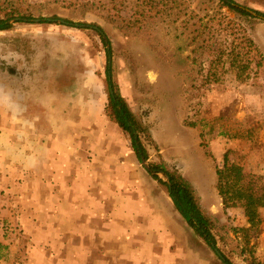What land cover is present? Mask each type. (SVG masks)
Returning a JSON list of instances; mask_svg holds the SVG:
<instances>
[{
  "label": "rangeland",
  "instance_id": "374dc122",
  "mask_svg": "<svg viewBox=\"0 0 264 264\" xmlns=\"http://www.w3.org/2000/svg\"><path fill=\"white\" fill-rule=\"evenodd\" d=\"M235 1L264 13V0ZM159 2L149 12L141 0H0V16L16 17L10 29L0 30V57L14 63L0 61V79L23 89L28 103L39 98L51 108L45 123L37 124L41 141L27 151L37 153L56 140L51 151H72L77 161L72 173L46 162L26 170L10 149L0 150V264H46L45 252L39 262L32 259L28 210L44 194L53 195L50 211L62 210L70 198L63 184L72 176L80 183L72 188L79 205L98 197L105 229H111L106 225L113 212L119 219L118 237H104L101 251L88 252L91 264H224L177 211L167 180L144 168L130 134L107 115L114 90L145 127L139 136L153 171L165 162L193 184L218 224L213 234L219 251L233 264H264V207L258 208L259 224L250 226L244 200L230 196L225 204L217 188L226 156L242 166L244 182L264 186V19L231 11L221 0ZM217 11L254 42L250 69L241 78L229 59L195 51L196 15ZM61 20L99 25L110 56L96 29ZM4 132L0 116V137ZM40 179L53 185L39 188ZM53 223L63 230L62 219ZM88 226L90 231L93 223ZM88 238L96 249L95 237ZM112 242L117 256L108 251Z\"/></svg>",
  "mask_w": 264,
  "mask_h": 264
},
{
  "label": "trees",
  "instance_id": "16d2710c",
  "mask_svg": "<svg viewBox=\"0 0 264 264\" xmlns=\"http://www.w3.org/2000/svg\"><path fill=\"white\" fill-rule=\"evenodd\" d=\"M141 1L142 5L148 6L146 10L149 12H154L157 6L161 3L159 2L160 0ZM166 1L170 2V0ZM221 1L224 6L229 8V10L237 12L243 16L255 17L253 12L257 14L256 16H264V13L249 9L235 0ZM250 10L252 12H250ZM147 12L141 11L139 15L148 16L149 13ZM196 17L197 21L192 24L195 27L191 38L193 42H197L195 51L201 50L215 58L213 60H221L223 58L229 59L230 65L237 71V76L241 78L244 72L250 69L252 62L251 54L255 50L253 40L246 32L242 33V35L241 33H238V24L236 21L220 11L215 12L213 15H196ZM12 18L16 17L7 16L3 18L0 16V30L10 29L13 26ZM46 20L49 21L48 19ZM64 21H66L68 25L78 26L67 20ZM85 25L96 29L106 43L104 36L107 35L99 25L87 23ZM240 37H242L241 41L239 45L236 46L235 43ZM107 51L110 56V49H107ZM110 68L111 67L109 66L107 68L109 77L111 76ZM112 86L114 87V84ZM107 115L112 121L117 123L119 127L130 134L137 157L139 159H141V157L147 158L148 151L142 144L139 136V132L143 131L145 127L118 91L114 90V93H111L110 91V105L107 110ZM154 168L156 171H150V173L160 182L164 181L157 173L159 170L165 171L170 176V183L165 184L167 185L168 194L173 200L177 211L213 249L217 248V240L213 234V229L218 228V224L213 219L212 215L201 206L193 184L178 171L171 170L165 162L154 164ZM217 174V188L224 203H228L230 196L243 199L245 214L251 224L250 226H257L260 222L258 208L264 207V186H253L246 183V181L244 182L246 174L243 171L242 166L231 163L227 156L225 157L224 167L218 168ZM223 263L233 264L224 255ZM251 264L262 263L253 262Z\"/></svg>",
  "mask_w": 264,
  "mask_h": 264
},
{
  "label": "crops",
  "instance_id": "0c3cea01",
  "mask_svg": "<svg viewBox=\"0 0 264 264\" xmlns=\"http://www.w3.org/2000/svg\"><path fill=\"white\" fill-rule=\"evenodd\" d=\"M27 105V117L32 121L33 126H30L31 128L22 129L20 125L11 122L6 115H0L2 123L5 124L3 139L6 144L12 145V143L15 142V145H18L25 151H35L33 144L36 145L39 140L41 141L39 133L40 128L37 124L39 122L45 123L46 119L49 117L51 108L48 103L39 98L35 101L32 100L29 103L27 102ZM50 130L51 128L48 126L47 131L49 132ZM59 130L60 129H58V131ZM21 132H25V135L28 136L32 135L31 137L21 136ZM47 135L48 134H45V136ZM20 139H22L21 142L17 141ZM36 139L37 141L35 142ZM51 143L59 146L58 141L47 140V150L44 149L37 152L41 157L40 163L46 162L51 168H53L52 164L53 166L57 165L59 166L58 171L61 170L68 173L75 171L77 161L72 157V151H51ZM53 152H55L54 156L51 155ZM78 184L80 183L74 176H72L70 180L67 179V181H64L63 186L69 189L70 198L60 211H50L51 207L49 202L53 200V195L44 194L42 197L32 199L31 207L28 210L29 215H31L29 219L32 245L31 256H33L32 259L37 262H39L40 253L45 252L47 255L43 254V259L46 264H91V261L88 260L90 258L88 252L95 250L97 254L101 251L104 248L102 246L104 237H107V239L109 237H118L120 226L116 213L113 212V214H111V224L109 225L107 222L106 226L111 227L110 231L109 229H105L103 215L95 207L96 204L98 205L97 196H95V198L93 197L94 199H88L84 207L76 202L73 196L75 193L72 192V188L75 190ZM97 184L98 183L95 182V187ZM51 185H53L51 182L46 183L42 180H38L39 188H48ZM92 200L94 202L93 205ZM57 219L63 220V230L53 223V221L56 222ZM77 223H79V227L72 228L73 225L77 226ZM89 223H93V227L89 229L90 231L86 229ZM27 226L28 225H26V227ZM86 232H89L90 235ZM82 236H86V238H82ZM89 236L95 237V242H97V244L94 243L95 245L92 246H96V249L95 247L89 246ZM106 247L109 248V246ZM108 251L115 253V256H117L119 251L118 244L112 242ZM118 258L119 257L116 259L118 260ZM99 261L100 260H97V262Z\"/></svg>",
  "mask_w": 264,
  "mask_h": 264
},
{
  "label": "clouds",
  "instance_id": "9594fccd",
  "mask_svg": "<svg viewBox=\"0 0 264 264\" xmlns=\"http://www.w3.org/2000/svg\"><path fill=\"white\" fill-rule=\"evenodd\" d=\"M11 59H15V57H11ZM0 61L9 65L14 64L9 63V58L5 57H0ZM28 79L29 76L25 73L24 80L27 81ZM25 96L23 89L17 87L13 82L0 79V115H6L11 122L20 125L22 129L33 126L32 121L27 117L28 105ZM5 148L10 149L17 157L18 164L26 170L37 167L41 161L39 154L25 151L18 145L5 144L4 139L0 137V150Z\"/></svg>",
  "mask_w": 264,
  "mask_h": 264
},
{
  "label": "water",
  "instance_id": "95a60500",
  "mask_svg": "<svg viewBox=\"0 0 264 264\" xmlns=\"http://www.w3.org/2000/svg\"><path fill=\"white\" fill-rule=\"evenodd\" d=\"M250 12H252V11L250 10ZM253 14H254L255 16L257 15V14H255L254 12H253ZM259 17L262 18V19H264V16H259ZM16 20H18V19H16ZM48 20H51V19H48ZM37 21H39V19H37ZM61 21H62V23L67 24L66 21H64V20H61ZM77 25H78V26H83V27H88L87 25H83V24H77ZM104 37H105V40H106L107 49L109 50V49H110V46H109V43H108V40H107V36H104ZM109 67H111V63H109ZM140 162H141V164L144 166V168H145L147 171H149V172H150V171H153V169H152L151 166L149 165L148 160H147L145 157H141ZM157 173H158V175H159L160 178H162L163 180H167L168 184L170 183V176H169L165 171H163V170H159ZM214 251L217 253V255H219V257H220L221 259H223V255H222V253L219 251L218 248H215Z\"/></svg>",
  "mask_w": 264,
  "mask_h": 264
},
{
  "label": "flooded vegetation",
  "instance_id": "af4514ba",
  "mask_svg": "<svg viewBox=\"0 0 264 264\" xmlns=\"http://www.w3.org/2000/svg\"><path fill=\"white\" fill-rule=\"evenodd\" d=\"M112 93V92H111ZM222 261H223V259H222Z\"/></svg>",
  "mask_w": 264,
  "mask_h": 264
}]
</instances>
